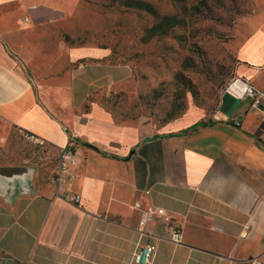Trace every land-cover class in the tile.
<instances>
[{"label": "crops", "instance_id": "crops-1", "mask_svg": "<svg viewBox=\"0 0 264 264\" xmlns=\"http://www.w3.org/2000/svg\"><path fill=\"white\" fill-rule=\"evenodd\" d=\"M251 1L231 46L236 75L264 89V0ZM87 8L0 0V167L26 168L0 172V264H133L147 244L150 264L264 259V98L224 91L213 114L159 124L134 110L132 68L88 38ZM70 139L81 203L51 180Z\"/></svg>", "mask_w": 264, "mask_h": 264}, {"label": "rangeland", "instance_id": "rangeland-1", "mask_svg": "<svg viewBox=\"0 0 264 264\" xmlns=\"http://www.w3.org/2000/svg\"><path fill=\"white\" fill-rule=\"evenodd\" d=\"M82 2L88 6L79 12L88 15V38L112 47L115 60L131 67L138 80L140 105L134 110L152 113L159 124L184 115L207 117L217 110L239 63L231 46L235 24L253 12L251 0ZM223 3L240 9L232 24L223 22ZM41 15L57 19L62 14L48 10ZM262 68L254 71L259 81H264Z\"/></svg>", "mask_w": 264, "mask_h": 264}, {"label": "built area", "instance_id": "built-area-1", "mask_svg": "<svg viewBox=\"0 0 264 264\" xmlns=\"http://www.w3.org/2000/svg\"><path fill=\"white\" fill-rule=\"evenodd\" d=\"M225 91L236 95L239 98H244L247 96H252L257 101L259 98H264V89H258L256 85L245 76H234L225 88ZM32 141L40 146H49V142L43 137L36 134L28 135ZM74 139H70L68 145L63 147L57 157V162L55 166L54 173L51 180L54 184L55 191L58 195L74 201L76 203H81L82 196L79 194H74L68 188L70 181L73 178V164L75 161V147ZM156 212L162 213L163 209H158ZM181 231L180 229H174L170 241L174 243L181 242ZM154 257V248L151 244L140 246L134 252L132 263L133 264H150L152 258ZM239 264H264V259L261 256H255L241 261Z\"/></svg>", "mask_w": 264, "mask_h": 264}, {"label": "trees", "instance_id": "trees-1", "mask_svg": "<svg viewBox=\"0 0 264 264\" xmlns=\"http://www.w3.org/2000/svg\"><path fill=\"white\" fill-rule=\"evenodd\" d=\"M222 6L227 13V17H222L224 23L232 24V22L235 20L236 14H241L240 9H236L233 7V5L223 3ZM236 68L237 67H235L234 72H236Z\"/></svg>", "mask_w": 264, "mask_h": 264}, {"label": "water", "instance_id": "water-1", "mask_svg": "<svg viewBox=\"0 0 264 264\" xmlns=\"http://www.w3.org/2000/svg\"><path fill=\"white\" fill-rule=\"evenodd\" d=\"M22 170H26V168L21 166H4L0 167V172L4 174H13L16 172H20Z\"/></svg>", "mask_w": 264, "mask_h": 264}]
</instances>
